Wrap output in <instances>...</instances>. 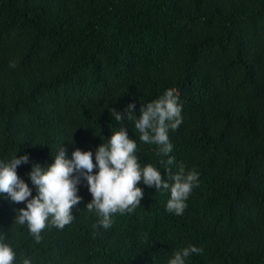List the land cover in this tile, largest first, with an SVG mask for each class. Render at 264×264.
<instances>
[{"label": "trees", "instance_id": "trees-1", "mask_svg": "<svg viewBox=\"0 0 264 264\" xmlns=\"http://www.w3.org/2000/svg\"><path fill=\"white\" fill-rule=\"evenodd\" d=\"M168 89L182 123L164 156L139 141L124 109L135 103L139 118ZM120 128L141 168L165 181L166 167L199 173L183 214L167 210L170 190L141 181L140 206L105 229L82 179L72 222L49 225L37 243L15 223L26 202L0 194L14 264H168L189 246L203 252L186 264H264V0H0V161L29 156L17 174L32 196L33 165L47 169L60 148L68 159L92 151L95 162Z\"/></svg>", "mask_w": 264, "mask_h": 264}, {"label": "clouds", "instance_id": "clouds-1", "mask_svg": "<svg viewBox=\"0 0 264 264\" xmlns=\"http://www.w3.org/2000/svg\"><path fill=\"white\" fill-rule=\"evenodd\" d=\"M11 66L15 67L14 64ZM135 107V103L127 104L124 113L134 122L139 141L157 145V155L168 156L173 148L168 131L177 130L182 123V106L175 90L168 89L160 98L142 105L139 118L132 115ZM111 116L118 122L123 120V114L115 108L111 109ZM136 152L137 141L131 139L124 128L115 131L107 144L103 143L96 149L95 162L92 151L77 148L68 159L66 150L60 148L54 163L47 169L33 165L29 176L37 189L35 197L29 185L17 174L18 166L29 163V156H15L7 163L0 161V194H7L15 203L26 202V207L18 210L15 223L27 224L37 243L41 240L40 233L49 225L63 229L72 222L73 206L82 200L77 194L82 179L87 181L93 198L86 208L101 217L99 225L105 229L111 227L113 214L131 213L140 206L144 193L137 185L141 181L149 187L155 186L158 191L170 190L166 208L182 215L193 188L199 186V173L185 171L181 165L173 174L171 168L166 167L168 181H165L161 171L152 164L141 168ZM164 163L161 160V164ZM166 163L172 165L174 157L169 156ZM96 168L98 172L93 174ZM202 252L201 248L189 246L175 251L168 264H186L190 254ZM15 259L13 248L0 240V264H14ZM23 264H31V260L25 258Z\"/></svg>", "mask_w": 264, "mask_h": 264}]
</instances>
